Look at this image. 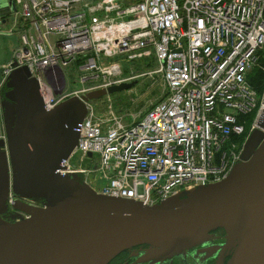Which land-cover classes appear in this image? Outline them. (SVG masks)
Here are the masks:
<instances>
[{
	"label": "built area",
	"instance_id": "built-area-1",
	"mask_svg": "<svg viewBox=\"0 0 264 264\" xmlns=\"http://www.w3.org/2000/svg\"><path fill=\"white\" fill-rule=\"evenodd\" d=\"M13 1L19 45L3 82L27 66L47 110L123 82L70 91L67 70L78 59L86 81L94 72L119 77L126 63L152 56L165 85L163 98L129 123L110 104L102 114L87 102L61 174L152 205L221 180L240 160L233 140L244 133L241 118L258 106L247 77L264 49V0ZM263 110L264 96L255 121Z\"/></svg>",
	"mask_w": 264,
	"mask_h": 264
},
{
	"label": "water",
	"instance_id": "water-1",
	"mask_svg": "<svg viewBox=\"0 0 264 264\" xmlns=\"http://www.w3.org/2000/svg\"><path fill=\"white\" fill-rule=\"evenodd\" d=\"M15 12L13 0H0V17ZM4 70L0 264H108L141 245L149 246L150 257H169L201 245L217 228L225 233L224 248L233 250L227 264H264V110L224 178L150 205L105 195L81 175L59 172L77 145L87 102L131 83L72 96L47 110L27 66L3 82ZM11 193L13 208L28 217L3 219Z\"/></svg>",
	"mask_w": 264,
	"mask_h": 264
},
{
	"label": "rangeland",
	"instance_id": "rangeland-1",
	"mask_svg": "<svg viewBox=\"0 0 264 264\" xmlns=\"http://www.w3.org/2000/svg\"><path fill=\"white\" fill-rule=\"evenodd\" d=\"M18 45L19 27L16 25V23L0 27V66L7 65ZM262 52L264 51L259 52L258 64L262 58ZM79 65L80 63H74L67 70V88L70 91L105 85L106 83L110 82V80L123 81L115 85L131 83V86L127 89L94 99L93 102L96 105L98 113H107V108L110 104L112 111L116 115L118 114L122 116L124 121L129 123L140 119L152 104L160 101L165 95V85L161 75L154 72L156 68V61L152 56L135 63H126L123 66L119 77H111L106 79L102 77L100 72H94L93 78L85 81L84 78L86 77V74L82 71ZM263 96L264 92L262 97L258 95V106L254 108L253 112L245 118V127L247 128V131L245 136H243L244 140L242 139L241 142L237 143L236 145L237 149L235 148V152L238 155L241 154L246 138L256 127L255 120L259 110V102H261ZM1 101L2 98H0V135H2L4 131Z\"/></svg>",
	"mask_w": 264,
	"mask_h": 264
},
{
	"label": "flooded vegetation",
	"instance_id": "flooded-vegetation-1",
	"mask_svg": "<svg viewBox=\"0 0 264 264\" xmlns=\"http://www.w3.org/2000/svg\"><path fill=\"white\" fill-rule=\"evenodd\" d=\"M13 18L15 19L13 20ZM16 18V13L0 17V27L15 21ZM7 90L5 86L0 88V98H4ZM0 137H5L4 131ZM13 198L15 199V196ZM7 208V212L2 215L4 220L13 222L23 218V212L14 209L9 204V198ZM210 235V238L201 245L191 247L169 257L153 258L147 254L148 245L134 246L115 256L108 264H227L232 257L233 250L224 248L226 240L223 229H214L210 232Z\"/></svg>",
	"mask_w": 264,
	"mask_h": 264
},
{
	"label": "trees",
	"instance_id": "trees-1",
	"mask_svg": "<svg viewBox=\"0 0 264 264\" xmlns=\"http://www.w3.org/2000/svg\"><path fill=\"white\" fill-rule=\"evenodd\" d=\"M264 51V49L262 50ZM262 55V58L260 59V63L258 65H256L248 74V81L249 83L251 84V86L257 91L258 95L260 97H262L263 95V92H264V52L261 53ZM82 62V59H78L77 60V63H81ZM253 112V111H252ZM251 112V113H252ZM250 113V114H251ZM250 114L248 115H245L241 118V121L244 122L245 121V118L246 116H249ZM256 115V114H255ZM246 122V121H245ZM245 124V123H244ZM247 131V128L245 127V132L243 133V135H241L240 137H236L234 138V142H237V143H240L241 140L243 139L244 140V137L245 136V133ZM241 147V145H240Z\"/></svg>",
	"mask_w": 264,
	"mask_h": 264
},
{
	"label": "crops",
	"instance_id": "crops-1",
	"mask_svg": "<svg viewBox=\"0 0 264 264\" xmlns=\"http://www.w3.org/2000/svg\"><path fill=\"white\" fill-rule=\"evenodd\" d=\"M12 23H14V22L6 23L5 25H8V24L11 25ZM5 25H4V26H5Z\"/></svg>",
	"mask_w": 264,
	"mask_h": 264
}]
</instances>
